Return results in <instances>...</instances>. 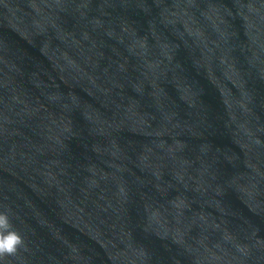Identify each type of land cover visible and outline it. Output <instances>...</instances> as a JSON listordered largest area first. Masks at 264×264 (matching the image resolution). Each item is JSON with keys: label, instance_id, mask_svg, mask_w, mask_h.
I'll use <instances>...</instances> for the list:
<instances>
[{"label": "water", "instance_id": "1", "mask_svg": "<svg viewBox=\"0 0 264 264\" xmlns=\"http://www.w3.org/2000/svg\"><path fill=\"white\" fill-rule=\"evenodd\" d=\"M0 142L109 264H264V0H0Z\"/></svg>", "mask_w": 264, "mask_h": 264}, {"label": "clouds", "instance_id": "2", "mask_svg": "<svg viewBox=\"0 0 264 264\" xmlns=\"http://www.w3.org/2000/svg\"><path fill=\"white\" fill-rule=\"evenodd\" d=\"M16 239L17 238L12 234H8L4 238L0 239V252H11Z\"/></svg>", "mask_w": 264, "mask_h": 264}]
</instances>
